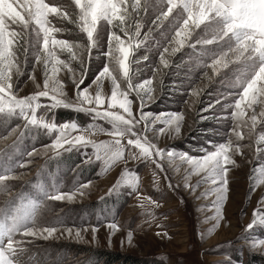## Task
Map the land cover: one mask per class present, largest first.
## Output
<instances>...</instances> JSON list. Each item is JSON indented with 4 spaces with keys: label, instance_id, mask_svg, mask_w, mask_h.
<instances>
[{
    "label": "rangeland",
    "instance_id": "rangeland-1",
    "mask_svg": "<svg viewBox=\"0 0 264 264\" xmlns=\"http://www.w3.org/2000/svg\"><path fill=\"white\" fill-rule=\"evenodd\" d=\"M48 2L63 5L72 18H76L78 9L72 0ZM159 7L156 5L149 9L147 15L141 13L144 26L139 39H143L144 33H148L149 39L135 52L134 59L139 63L132 65V78L134 84L152 80L153 91L151 99L144 92L140 97L135 92L130 95L133 114L139 119L143 99V112L151 114L146 135L158 148L166 151L202 157L206 151H214L215 146L229 138L242 145L243 154H233L236 165L229 166L223 219L216 226L215 195L210 194L213 187L210 182L200 183L195 191L185 187V176L191 171L186 162L179 159L169 162L165 157L160 161L164 169L161 171L152 160L132 159L131 153L137 150L128 146L124 139L123 159L106 169L104 159L96 158L97 152L91 145L78 146L71 151L53 150L51 145L59 132L49 133L47 129L31 125L26 127V121L19 115H0V174L11 168V174L15 176L6 181L7 190L0 191V209L11 215L22 202L35 201L41 205L36 227L58 229L48 239L17 234L16 238L24 241L26 252L22 259L25 264H264V246H253L264 241V225L257 224L253 229H247L252 222L253 211L264 209L260 205L264 183H258L264 180V176L257 171L264 167V143H256L257 136L264 133V122L258 124L255 131H250V123L243 128V140L232 136L234 123L232 108L228 106L234 104L241 90L237 87L240 65L230 64L215 73L207 66L214 58L215 46L197 45L192 48L186 45L172 54L170 48L175 46L169 45L174 35L172 21H166L160 27L152 23L159 14L156 10ZM52 20L65 29L62 34H57L58 38L86 47V35L76 24L60 18ZM115 31L126 39L118 29ZM108 34L109 28L105 23L99 34L98 47L92 50L91 57L87 51L82 52L83 67L79 61H71L77 78L87 69L81 89L92 85L108 63L104 55L108 50ZM203 36L199 33L189 43ZM165 47H169L165 54L167 67L160 60ZM145 56L146 60L143 59ZM60 58L67 60L68 54L61 53ZM20 59L22 74L14 78V91L18 97H26L38 90L37 84L42 88L44 69L42 65L35 64L31 53L27 64L23 62V55ZM30 75L35 76V81L29 79ZM60 78L67 97L74 100L77 89L72 74L64 70ZM95 90V85H92L90 91L94 93ZM103 91L106 95L111 94L110 81L103 82ZM39 102L41 105L51 103L43 97ZM262 108L264 105L255 106L256 113L259 114ZM66 113L72 115L62 117ZM171 114L183 116L179 133L172 131L157 135L152 130L155 117L166 119ZM251 114L249 111L248 115ZM37 115L58 126L76 123L79 131L72 132L71 136L89 130L93 133L90 139L97 143L112 140L107 135L111 125L94 118L93 114L72 108L42 107L37 110ZM163 127L161 122L154 124L155 129ZM137 131H144L143 122ZM257 147L262 151L257 153ZM100 155L103 157L102 152ZM125 169L138 177L135 188L118 185ZM36 178L40 182L36 183ZM200 179V175H191L187 183L196 185ZM26 182L29 183L28 188ZM83 185L88 186L82 188ZM57 192L75 195L72 200L47 199L48 195ZM112 222L119 225V231L112 232L107 227ZM93 227L96 228L95 233ZM67 229H72L71 235ZM77 230L80 231L79 238ZM129 231L133 234L131 243L127 238Z\"/></svg>",
    "mask_w": 264,
    "mask_h": 264
},
{
    "label": "snow or ice",
    "instance_id": "snow-or-ice-1",
    "mask_svg": "<svg viewBox=\"0 0 264 264\" xmlns=\"http://www.w3.org/2000/svg\"><path fill=\"white\" fill-rule=\"evenodd\" d=\"M72 4L78 9L75 19L63 5L48 0H0V115H19L26 121V127L31 125L47 129L49 133L59 132L51 145L53 150L71 151L78 146L91 145L97 152L96 158L104 159L106 169L112 163L123 159L124 139L128 146L137 150L131 153L132 159L152 160L161 171L164 169L160 161L165 157L169 162L175 159L186 162L191 169L185 176L186 188L195 191L200 183L210 182L213 185L210 194L215 195L214 219L218 226L223 219V202L227 199L229 166L236 165L233 154H243L242 145L234 143L229 138L225 143L215 146L214 151H206L202 157H191L186 153L178 154L174 150L158 148L149 140L146 133L149 131L151 114L143 112L141 99V113L137 119L133 114V101L130 99L133 92L138 97L144 92L151 99L153 91L152 80L134 84L132 78V65L139 63L134 59L135 52L149 39L148 33H144L143 39H139L144 26L141 13L147 15L149 9L159 5L160 7L156 9L159 14L152 21L153 25L160 27L164 22L172 21L174 35L169 40L170 46L175 45L170 48L172 54L186 45L192 48L197 45L215 46L214 58L207 65L215 73L218 74L220 69H226L230 64L240 65L237 87L241 90L234 104L228 107L232 108L231 118L234 123L231 134L236 140H243L245 139L243 128H247L250 123V131H255L257 125L264 122V108L259 114L255 111V106L264 105V0H155V5L153 0H72ZM52 18L76 24L79 31L86 35V47L58 38L57 34H62L65 29L54 24ZM105 23L109 28L108 50L104 53L108 63L93 80L92 85H95L96 89L93 93L90 91L92 85L83 89L80 87L86 78L87 69L79 73L77 78L71 61H79L83 67L82 52L87 51L89 58L91 57L92 50L98 47L99 34ZM116 29L123 33L126 39L122 38ZM199 33H203L204 36L196 39L194 43H189ZM168 52L169 47H165L160 54L164 67L168 66L165 58ZM30 53L34 55L35 64L43 66V86L41 88L37 84L38 90L34 94L18 97L14 91V78L22 74L20 56L23 55V62L27 64ZM61 53H67L68 59H61ZM143 59L146 60L147 57ZM64 70L72 74L77 89L74 100L69 99L64 91L65 86L60 78V73ZM29 79L35 81L36 78L30 75ZM105 80L111 83L110 95L103 91ZM42 97L51 103L41 105L39 101ZM42 107L72 108L93 114L94 118L111 125L107 135L112 137V140L97 143L90 139L93 133L89 130L71 136L72 132L79 131L77 124L72 122L58 126L47 121L43 116L37 115V110ZM249 111L252 112L250 116ZM182 119V114H171L166 119L157 116L153 121L152 130L157 135L172 131L178 134ZM141 122L144 124L143 132L137 131ZM155 122L163 123L164 127L155 129ZM256 143L258 145L264 143V133L257 136ZM256 151L259 153L262 150L257 147ZM101 152L103 157L100 155ZM257 171L264 176V167L258 168ZM11 173L12 169L9 168L4 174H0V191L7 190L6 181L15 178ZM191 175L201 176L196 185L187 183ZM117 183L135 188L138 177L125 169ZM258 183H264V180ZM87 186L83 185L82 188ZM169 187L172 185L169 184ZM254 190L255 187L252 188V191ZM80 194L83 195V192L80 191ZM74 195L75 193L57 192L48 195L47 199L72 200ZM260 205L264 206V197L261 198ZM40 206L35 201L26 204L22 202L11 215L0 209V264H25L22 259L26 252L23 247L24 241L17 239V234L23 237L40 236L48 239L58 231L55 227H36ZM252 217L247 229L251 230L257 224L264 225V209L254 210ZM107 227L112 232L120 230L116 222L109 223ZM92 231L95 233L96 228L93 227ZM67 232L71 235L72 229H67ZM132 235L129 231L127 237L129 243L132 241ZM76 236L80 237L79 230L76 231ZM253 246H264V241Z\"/></svg>",
    "mask_w": 264,
    "mask_h": 264
},
{
    "label": "trees",
    "instance_id": "trees-1",
    "mask_svg": "<svg viewBox=\"0 0 264 264\" xmlns=\"http://www.w3.org/2000/svg\"><path fill=\"white\" fill-rule=\"evenodd\" d=\"M71 115H72V114H70V113H66V114H64V115L62 114V117L69 118ZM14 146H15V145H14ZM10 148H11V147H10ZM7 149H9V148H7ZM6 154H7V153H6ZM52 171H53V170H52ZM52 171H51V172H52ZM35 182L38 183V182H40V180H38V178H36V181H35ZM26 183H27V184H25V185H26L27 188H28V186H29L28 184H29V183H28V182H26ZM16 193H17V191H16L12 196H14Z\"/></svg>",
    "mask_w": 264,
    "mask_h": 264
}]
</instances>
